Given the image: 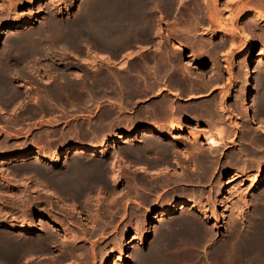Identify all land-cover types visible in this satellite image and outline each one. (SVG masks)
<instances>
[{
    "label": "rangeland",
    "instance_id": "374dc122",
    "mask_svg": "<svg viewBox=\"0 0 264 264\" xmlns=\"http://www.w3.org/2000/svg\"><path fill=\"white\" fill-rule=\"evenodd\" d=\"M206 1H207V3L205 5H207V6L209 5L208 6L209 11H211V13H213L214 16H216V17L219 16L217 18H220L223 21V24H224V26L220 29V32H217V36H215L216 38H214L215 40H209L207 38L208 37L207 35H201L200 34V35H196L195 36V40L197 39L198 42L195 41L196 43L194 42V44H192V42L189 43L188 38L186 40L184 39L185 42H184V40L181 41L182 39L180 40L177 37L178 32L175 33L177 31L175 29V26L179 27V25L174 24L175 26H172V24L174 22L171 23V20H174V18H171L173 16V14H174V11H173L174 9H173L171 11V15H169V16L165 15V17L162 16L161 18L158 17V23H159L160 26L158 27L157 30H152L151 31V33H153L152 35H153L154 38L152 36H150L148 38V39H150L152 37L153 40L151 38L150 41L148 40L149 42L147 41L148 43L142 42L141 44L139 43V41H136V42L133 41V43H131L132 45L130 44V46L122 47L123 48L122 50H124L123 52H128V53H126V55H124L125 53L122 54L123 53L122 51L121 52L118 51L119 52V56H117V55H113L112 56L110 51H108L106 49H105V52L107 51L106 53L108 55L105 54L104 47H102V46L100 47V45L97 42L96 43L99 46H97V44H95V41H94L95 40L94 39L95 34L90 32V28H87V27L83 26L84 27V31H82L81 34L80 33H78V34L74 33V35L79 37V38H77V40H75L76 41L75 42V45H76L75 48L74 47L70 48L68 45H66L65 42H62V40L61 41L58 40L59 44H57L58 41L54 40L55 41V45H56L55 46L54 43H53L54 41L50 40L51 36L48 35L46 37H49L48 40H50L51 42L47 41V40L46 41L49 42L50 44L52 43L51 45L53 46V48L57 47L56 49L58 50V52H54L53 53V50H52V54H49V53H51V50L48 52V49H47V50H45L46 52L43 51V53H40V56H39V53H38V55L36 53V56H35V54L32 55L34 57L28 56L27 58L29 60H27L26 57H24L21 60V63L18 62L19 65H17L18 63H16V62L13 64V66H16V69L14 67L13 70L11 71V74L13 72V77H14L15 76L14 73L17 72L16 75L19 77V78H17V76H15L13 78V80H14L12 82V85L14 87L13 91L16 92V93L18 92L19 95H17L18 93L17 94L15 93V97H13L11 99L13 101L9 100L7 102L6 101L2 102L0 100V102H1L0 106H1V108H4V109H2V111H4V112L3 113L0 112V132H1L0 133V217H2V218H0L2 220V222H0V233H1V235L2 234L3 235H7L8 234V236L9 235H11L13 237L15 236V238H17V237L19 238V236H20L19 239H21V237H22L21 240H24L25 242H28L27 243L28 244L27 247L25 246L27 244H23L24 249L25 248L26 249L25 250L23 249L22 253H20L19 256L17 257L18 260H16L13 264H102V262H101L102 261V257H103V255H105V253H110V255L112 257V264H115L114 263V260H115L114 257L118 254V251H119V248H120V243L122 241V238L124 237L123 234L125 233V230L127 232V235L125 236L124 244L127 247L136 245V244H134L132 242L133 237H137V236L141 235L142 232H143V230H141V228H143L142 227L143 225H141L139 223H141V221H142V224H143L145 220H149V223L145 227H149V229L150 228L154 229V228H152V227H154V225H160L161 223L160 222L156 223L154 221L153 222L150 221V217H153V214L157 215V211L158 212L161 211L165 207L164 204L165 205L167 204V201L171 202V201H176V200L179 199V195H180L179 193H181V186L180 185H178L179 187L175 186V184L173 183L174 182L173 180H175V182L178 181V176L181 175V170H183V169H180L181 167L180 168H176L177 166L173 164L172 167H174V168L170 167V169H169V174L172 175V177L170 175L171 178H169L168 175H166L164 170H160L159 169L160 165H157V167H155V168L149 167L148 170H149V172L151 174L148 173V172L146 173L141 167L142 164L140 162H142V161L140 159H139L140 160L139 161L136 157H134L135 156L134 152L137 150V147L140 145V142H138V141H140L142 138H144L142 136H136V138H135L136 140L134 142H132V143L130 142L129 144H118L116 146L117 148L114 147L107 155H105V156H103L101 158L91 157V156H88V155H82L84 157H81V155H79L77 153L68 154L66 156L67 158H65L63 160L62 166L61 165L60 166H50L49 164H46L44 162L41 163V162H38V161L36 162L34 160L28 159V160H26V162L24 161L25 163L20 162V164H22V165L23 164L24 165H30L31 167L32 166H36V168L32 167L34 169H26V170H28V171H26V170H24L22 168H18V165H19L18 163L17 164H12V165L9 164L8 165V164L3 162L2 159H3V156L5 154L18 153L22 149H34L38 145L39 146L41 145V148L43 149V151L45 150V152H46L48 157H53V155L55 154V151L59 147L64 146V145H68V144H70V143H72L74 141H79V139H80V141H84V142L99 143L98 140H97L98 138L96 139V136H94L95 133H97L96 132L97 131V128H96L97 126H98V129L102 126V133L103 134L102 133L101 134L104 135V136L106 135L104 133H106V130L108 129L107 130V135L105 137L102 136L103 138H106V137H109L111 135H114V133L115 134L124 133V132H126V130H128L130 127H132L134 124L136 126H143L144 122L143 121H136L135 118H139V117L141 118L139 109L140 108L142 109L148 103L146 102L145 104H143V103L142 104H138L136 101L139 102L141 100H144L145 97H147V95H148V97L149 96L152 97V96L155 95L153 98L150 99V101H152L154 98H155V100H160L162 95H164L163 91H161L160 94L157 95L156 93H157L158 89H154L153 92L156 90L155 91L156 93L154 92V95L151 92L149 94L146 93L147 95H145V94L140 92V93H137V95H136V93H135V95L133 94L134 95L133 96L132 93L130 95V92H125V90L123 88H122V90H119L118 89V88H120L119 86L113 87L112 89L111 88L109 89V87L104 88L105 86H103V88L101 86H96L95 82H96L97 78L101 79V77H103L105 74H108L109 72H112L116 76H118V74H119V77L123 76V75H125V76L127 75L128 76V74H130L131 76L133 75L132 78L134 77L133 78L134 80L135 79L136 80H142L141 77L139 76L137 70L138 71L141 70L140 68H141V66L143 64L142 63L143 59L145 57H147V59H148V57H150V56H152L153 59H155V57L157 58L158 57L157 55L160 54L158 52L160 50H163L165 47H166L165 50H169V49L173 50V48H174V51H173L174 54L179 55L177 52L181 53V55L178 56V57H180L181 60L177 57L178 59L176 60V58H175V63L178 66H180V67L183 66V65L185 67L187 65L186 67H187V69L189 71L194 66L193 67L194 69L193 68L191 69L192 70L191 71V75H193V77L196 75V77L200 78V80H199L198 78L196 79L194 77L193 78L194 80H193L192 76H191V77L188 78L189 79V83H188V81L185 82L186 85L188 84L186 86L187 89H185V87H183V91H184V89L186 91H184L185 92L184 94L182 93L184 95V97L183 96L182 97L184 99L187 98V100H186L187 103H185V105L189 104V103H192V102L194 103V102H199V101H203V100H208V99L214 98L215 99V100H213L214 103L221 102L222 106L226 107L228 110L230 109V111H228L229 113L228 112L226 114L224 113L222 118H223L225 124H228L229 126H231L233 128L236 127L235 128L236 130H234L236 132L233 131V133L235 135L238 136L239 134L251 133V134H247V135H249V136L252 135V136H255V137L257 135L258 136L260 135L261 137L263 136L259 132L254 130V127L248 123L247 119L244 117L243 112H242V105H243L242 103H244V100L242 98L243 90H242V85H241L242 84V79L241 78H242V75H243V72H242L243 65L242 64L245 61H244V56L236 57V54L239 51L240 47L243 45L244 41H247V43L250 44V46L253 48V52L257 51L261 47V45L264 44V24H257V23L255 24V22H253V21H248V22L244 21L241 24V23L238 22V18L235 17V16H237L236 15L237 8L240 9L239 7H241V8L248 7V6L251 5V3H252V6H254V5H256L258 3L256 1H259L260 4L264 5V1H262V0L261 1L260 0H242V3H241L240 0H237V1L236 0H226V3L224 4V6H222L223 8H221V6L218 5V0H216V1L213 0V2H215L214 4H212V3L210 4L209 0H206ZM197 2H199V0H197ZM253 2H256V4L253 5ZM11 3H12V5H11ZM82 3H83V0H38L36 2V5L30 8L29 7V0H0V8H1L0 9V16H1L0 20L2 19L0 21L1 22L0 23V30H2L4 28V26L7 23H10L11 21L12 22L13 21L16 22V21H20L21 19L28 18V17L32 18V19H35V22H34L35 24L32 26V28L33 27L34 28L32 29L30 27V29H29V31H31V29H32V32L37 31L39 27L40 28H42V27L45 28L46 25L48 26L49 23H55V21H58L56 23H65V24H67V23L69 24L70 23V24H73L76 21L75 20L76 17L80 13V11H79L80 8L79 7L81 6ZM69 4H70V6H69ZM228 4L230 6H228ZM236 4H240V6L235 8ZM247 4H248V6H247ZM68 6L70 8H67ZM182 6H180V7H182ZM207 6H206V9H207ZM226 6L229 9H231V10L226 12V10H225ZM197 7L199 8V9L196 8L197 9L196 10L197 13L202 12V10L204 9V8H202V6L200 7V5L198 3H197ZM201 8H202V10H200ZM65 9H67L68 11L67 10L65 11ZM105 9H102V11H99L100 17H99V13L96 16L99 17V18L108 19L109 18L108 17V12L109 11L107 12V9L106 10ZM181 10L184 11L185 9L181 8ZM105 11L107 12V14H104V13H106ZM207 12H208V9H207ZM250 12L247 11V13H250ZM216 13H218V14H216ZM3 15H5V16H3ZM105 16H106V18H104ZM225 16H227V17H225ZM16 17H18V18H16ZM229 17L231 18L230 21H229ZM233 19L234 20L236 19V21H234ZM3 20H4V22H3ZM166 20H168V23H167ZM162 21H164V23ZM211 21H212V19H211ZM229 22H231V23H229ZM210 24L212 25L210 27L211 31L210 32L208 31L207 33L209 35H212L213 31H216L214 29L216 28L218 30L219 27L216 24V22H214V21H213V23L211 22ZM170 25L172 26V28L174 27L172 29V31L174 30L173 31L174 33L171 31ZM196 25L197 26H196V29H195V33L196 32L197 33L201 32V30H200L201 28L198 27L199 24H196ZM202 26H208V25L202 24ZM85 28H87V30ZM88 29H89V31H88ZM246 29H250L249 33L254 34V36L250 35L249 33H246V31L248 32V30H246ZM158 30H159V32L160 31H162V32H160L158 34V32H157ZM227 30H230V31L234 30V32L237 31V33H235L236 37L235 36L232 37L233 48H232V46H230L229 41L226 42V40L224 41V40L219 38V37H221L223 35L224 31H227ZM251 30H252V32H251ZM17 31H14V32H12L10 34L9 33H7V34L6 33L5 34L1 33L0 34V47H1V49L5 48V46L3 47V45H6L5 44L6 43L5 40L7 39L6 36H8V38H9V36H11L12 34L14 35L16 33H21V32L24 33L25 32V30H21V31L17 30ZM167 33L172 34L174 37L172 35H170V34H167ZM241 33H243V35H241ZM61 34H63V33H61ZM88 34H89V36H88ZM90 34H92V35H90ZM93 34H94V36H93ZM157 34L160 35L159 38H157L158 37ZM43 35L41 37H43V39H44ZM65 35H72V34H70V33L66 34L65 33ZM168 35H170L171 37H169ZM248 35H250L251 37L248 36ZM175 36H176V38H175ZM90 38L92 40H90ZM161 38L163 40H161ZM172 38H173V40H172ZM174 38L177 39V40H175ZM45 39H47V38H45ZM45 39L43 41H45ZM166 39H167L168 42L166 41ZM248 39H249V41H248ZM39 41H40V43H42V45L47 43L46 41L44 43L41 40H39ZM155 41H157V42H155ZM162 41H164V42H162ZM176 41H179L180 43H176ZM150 42H151V45H149V47H148L147 45ZM166 42L168 43L169 47H171V48L167 49L168 45H167ZM171 42H172L173 46L171 45ZM60 43H62V44H60ZM157 43H159L158 45H160V47H158ZM197 43H198L199 46L195 45ZM202 43H203V45H201ZM227 43L229 44V46H228ZM137 44L141 45L142 47L140 46V48H139V46ZM144 44H146L145 47H147V48H145V47L143 48ZM179 44H181V45H179ZM182 44H185V45H182ZM189 44H191V45L189 46ZM135 45H136V47H135ZM162 45H163V47H162ZM194 45L197 48L199 47V49L196 48L197 51H196ZM58 46H60L59 49H58ZM63 46L64 47L66 46L69 49H65L66 47L64 48ZM132 46H134V47H132ZM152 46L155 47L154 48L155 50L156 49L157 50L160 49V50H158V51L156 50L157 52L150 53L151 50L153 49ZM177 46H178V48H177ZM200 46H202V47H200ZM96 47H98V49H96ZM129 47H131L133 50L131 48H129ZM227 47H229L230 49H228ZM101 48H103V49H101ZM128 48H129L130 52L128 51ZM200 48H201V50H200ZM203 48H204V52H206L205 54L203 52ZM209 48H211V49H209ZM194 49H195L196 52L192 51ZM213 49L215 51H213ZM225 49H226V51H225ZM227 49L229 51H227ZM101 50H103V51H101ZM148 50H150V52ZM176 50H178V51H176ZM133 51H135V53ZM202 52H203L204 55L202 54ZM208 52H210L211 55H209ZM221 52H223V56L221 58H223L224 60L221 61V62H218L217 61V57H218V54L221 53ZM149 53H150V55L147 56V54H149ZM156 53H158V54H156ZM193 53H196V55L199 58L196 57V55L193 54ZM43 54L46 55V56L44 55L46 58L43 56ZM56 54L58 55V57H57ZM109 54H111V55H109ZM116 54H118V53H116ZM54 55L58 59H56ZM200 55H201V57H200ZM37 56H39L38 57L39 59H37ZM42 56H43V58H41ZM257 56H258V54H255L252 57V60L255 61L256 59H258ZM60 57L63 58V59L60 60ZM101 57H104L105 60L103 61L104 58H101ZM106 57L108 58L107 60L111 61V66L113 64L112 67L110 66V61L108 62L106 60ZM113 57H115V58H113ZM125 57H127V58H125ZM133 57H135V58H133ZM24 59H26L28 62L25 61V63H24L23 62ZM54 59H56V60H54ZM242 59H243V61H242ZM58 60H60V61H58ZM208 60H210V62L213 65V67L211 68V71L208 70L209 64H210V63L207 62ZM35 61H37V63L38 62L39 63L37 64ZM43 62H46L47 66H46L45 63L43 64ZM47 62L50 63V64H48ZM136 62H139L140 64L139 63H137V64H139L141 66L136 65ZM27 63L30 65V67H29V65ZM106 63L107 64L109 63L108 64L109 67H108V65H106ZM35 65H38V66H35ZM50 65L53 66L55 69L57 68L56 69L57 71L54 68L52 69V67ZM123 65L125 66L124 68H123ZM126 65H128V66L132 65V66L129 68L128 66L126 67ZM224 65H225V67H224ZM250 65H252V61H251ZM17 67L19 69H17ZM22 67H23V69H22ZM31 67H33L34 69H31ZM35 67H38V68H35ZM41 67H43V69ZM119 68L121 70H123V71H121ZM126 68H127V73L125 74ZM29 69L32 70V71L33 70H35V71L32 72ZM45 69L46 70L48 69V70L45 72ZM59 69H60V71H59ZM18 70H20V71H18ZM24 70H25V72H24ZM27 70L30 71V72H28ZM49 70L51 71V73H50ZM62 70H63V72H62ZM133 70H135V71H133ZM181 70L184 71V69H182V67H181ZM54 71H56V72H54ZM135 72H137V73H135ZM56 73H58V74H56ZM61 73H63L62 75L64 77H66L67 83H64V82H66L65 78H63V80L65 79V81L62 80L63 76L61 75ZM65 73H66V75H64ZM100 73H101V75L99 76ZM131 73H133V74H131ZM197 74H200L203 77L200 76V75L197 76ZM255 74L254 75L257 78L258 73L255 72ZM48 75H50V76H48ZM130 75H129V77H131ZM57 76H59L60 79H58L59 77L57 78ZM37 78L40 79V80H38ZM52 79H54V80H52ZM201 79H202V81H201ZM25 80H26V82H25ZM236 80H237V82H236ZM255 80H256V82H254V83H257V85L254 84V87L256 85V88H257V89H255V94H256V96H258L259 95V93H258L259 91L258 90H259L260 84H258L259 82H258L257 79H255ZM52 81L56 82V83H53ZM58 81L60 82L61 85L59 84ZM190 81H191V84H190ZM23 82L28 84L29 88L31 86V88L27 92H26V89H24L22 87H20V88L17 87L18 85H20V83H23ZM57 82H58V88L60 86H62V83H64V85H66V87L62 86V88H64V89H62L61 87H60L61 89L60 88L58 89L56 87V89H55V86H57ZM142 82H143V80L139 81L137 83H139L138 85L141 86ZM50 84H53V85L50 86ZM133 86H134L133 89H136L135 87L137 86V84L135 83V85L133 84ZM238 86H239V88H238ZM46 87H48V88H46ZM142 87L143 86H141V89H142ZM15 88H16V91H15ZM45 88H46V91H47L46 93L44 91ZM137 88L139 89V91L141 90L140 87L137 86ZM194 88H197V89H195V93L193 92ZM236 88H237V90H236ZM240 88H241V90H240ZM49 89H51V93H50ZM52 89H53V92H52ZM189 89L190 90L192 89L191 90L192 92ZM54 90H55V92H54ZM56 90L58 92H60V93L56 92ZM118 90L121 91V92H123V90H124V92L123 93H119ZM232 90H233V92H232ZM143 92H145V91H143ZM54 93H58L57 94L58 97H57V95H54ZM200 93H202V94L204 93L205 97L204 96H200V97H197L195 99L194 98H190L191 100L188 99L189 96L199 95ZM142 94L144 95V98L142 97L143 96ZM51 96H52V98H51ZM55 96H56V98H55ZM106 97L107 98L109 97V98L105 100ZM123 97H125V101H124V99H122ZM130 97H132V98L130 100H128ZM217 97H220V99H219L220 101H218ZM50 98H51V100H50ZM55 100L57 102L59 101L60 103L59 102L57 103ZM96 101H98V102H96ZM110 101H113V103H110ZM121 101H123L128 107L124 106L125 104H116L117 102H121ZM126 101L129 102L130 104L128 103L129 104L128 105L126 103ZM230 102H233V105H230L229 104ZM105 103L108 104V105H106ZM136 103H137V105H136ZM112 104H114L113 108H111ZM121 105H122L123 108H125L127 110L125 111L124 109H122ZM107 106H110V107H108L110 109V111H111V109L112 110L115 109L116 111L115 110H113L115 112L111 111L112 114L110 115L109 110L106 108ZM40 107H42V109ZM118 107H119V109L121 108V111L124 112V113H122L121 111H118L119 110ZM231 108H232V110H231ZM128 109H129V112H127ZM106 111H108V113ZM117 112H119V113H117ZM136 113H138V114H136ZM101 114L102 115L104 114V115L102 116ZM255 114H256V116H258L259 121H261L262 125H263L264 124V116L259 114L258 112H255ZM122 115H124V116H122ZM134 115L135 116L137 115V116L134 117ZM98 116H99V118H98ZM110 116H113L112 119H110L111 118ZM226 116H228V117H226ZM24 117H29V119H25V121H31V122H34V124L30 125L26 131H23L24 128L22 130H15V127L20 126L21 120H23ZM49 117H50V119H49ZM124 117H125V120H127V121L124 120ZM126 118H129V120L133 118V120L129 121ZM46 119H48V120H46ZM106 119H107V123L109 124V125H107V123H106L107 126L104 123V122H106ZM108 119H109L110 122H112V124H110V122H108ZM113 119H117V120L112 121ZM157 119L160 120L161 117H160V119H159V117ZM134 120L136 121L137 124L134 123ZM98 121H100L99 125L97 124ZM114 123H115V125H114ZM239 123H242L243 125L239 124ZM10 124H12V125H10ZM127 125H128V127H127ZM233 125H235V126H233ZM241 125H242V127H241ZM112 127H114V128H112ZM199 127H200V129H202L203 126H199ZM205 128L206 129L202 130V131H204V132L207 131L206 133H204V132L202 133V131H199V132L198 131H194L195 133L193 131L192 132L194 134H197V135H200V134L206 135L208 133L209 134H213V136L217 140H219L218 139L219 136L217 137V135H218L217 132L218 131H215V128H213V129L211 127L210 128L209 127H205ZM209 129H211V130H209ZM109 131H110V133H109ZM10 132L15 134V137L11 136ZM196 132H198L200 134H198ZM111 133H113V134H111ZM5 135H7V136H5ZM83 135H84V138H83ZM85 136H87V137H85ZM81 137H82V139H81ZM93 137H95L94 139H96L97 141H95L93 139ZM261 137H258V139L259 138L262 139L264 136L262 138ZM36 138L38 140L37 143H36V140H35ZM74 138L77 139V140H75ZM179 138L180 139H176L177 141L171 142V144H173V147H172V151L173 152H174L175 148H176V150L178 149L177 151H183L184 147L186 149L190 148V145H188V144H187V146H182L183 148L181 147V144H183L184 141H185L184 144L186 145V142H190L193 139L192 137H190V134L188 132L180 133L179 134ZM6 139H8L7 142H6ZM92 139H93L94 142L92 141ZM152 140H156V138H153ZM202 141L204 142L205 140L203 139ZM261 141H263V142H261ZM261 141L259 142V147H264V138ZM26 143H28V144H26ZM22 144H23V147H22ZM7 145L9 147H7ZM24 145H26V146H24ZM133 145H134L135 149H133ZM7 148H8V150H7ZM131 148L133 149V151H132ZM205 148H207V146L206 145H202V150H204L205 153H206L207 151L205 150ZM1 149H2V151H1ZM228 150H231V149H227L224 152L226 153V152H228ZM130 151H131V153H130ZM220 152H222V155H223V158H224L225 153L223 152V150L220 151ZM261 153L262 154H259V159L261 161L259 159L258 160L260 162H262V167L264 168V151H262ZM156 155H158V154H156ZM74 157L75 158H77V157L81 158V161L83 160L82 161L83 163H85V164L87 163L86 164L87 166H88V164L90 166L93 163H94V165L96 163L99 164V165H102L103 168L106 171L105 173L108 172L107 174H105L106 178H105V180L103 182H99V183L98 182H91L93 180H91L90 177L87 178V176H88L87 172L89 171V175H90L91 171L89 170L88 167L84 168L85 170L83 171V173L86 172V174L84 173L82 175H84V176L86 175V177H83V179L84 180H87V179L90 180V183L87 180L86 182L84 181L85 183L83 182L82 186H81L82 189L80 191H81V193H83L84 192L83 190H85V192H84L85 196H83V194H81V195L79 194V196H78V195L63 193V191L60 188H58L56 185H53V184L49 185L50 181H49V179H47V177H45V175H47L48 173H51V171H52V173H56L57 172L58 174L59 173L61 174V172H62V174L66 173L67 169L69 167V164H70V162H72ZM29 161H30L31 164L29 163ZM137 161H138V163H136ZM112 164H113V168H111ZM181 164L185 165L187 163L181 161ZM94 165H93V167H94ZM140 168H141V170H140ZM87 169H88V171H86ZM115 169H118V170H115ZM255 169H257V168L247 167V168L244 169V171L243 170H239V169H237V170L236 169H234V170H228L227 169L226 172L223 175L221 174V171L216 170V173L213 176L215 177V179H218L219 176H220L219 180L221 181V184H222V185L220 184V186L225 189V192H223L222 196L221 195L219 196L216 191H212V190L209 191V189H207V188H210L209 186L206 187L205 194L209 193L208 197L206 195V198H200L201 202L205 203V204H203V207L207 211L206 215L202 216V215H199L197 212H193V211H184V212L183 211H177L171 216V219L169 218L168 222H166L165 224H168V225L171 224L172 222H174L178 218V216L180 217L182 215H189L191 217H195L198 220V222H199V224L201 226V230L203 231L202 234H204V235L201 238H198V236H196V235L194 236L193 235L194 237H192L190 245L193 246L192 247L193 252L196 251L194 253H196L199 256V258L201 257L200 259H203L204 253L208 252L211 249V247H213V245H215V246L217 245L216 247H219L220 245L225 244V242H227V244H228L227 246H233L235 244L237 245L238 243L241 242L242 237L244 239V236L249 234L250 231H251L252 220L254 218V217L251 216V212H255L254 211L255 210L254 207L257 204V202H255V200L252 198L251 195L253 193L254 194L257 193L259 190L261 191L263 189V187H264L263 186V184H264V175L262 176L263 178L261 177L262 181H261L260 184L256 183V185H255V178L252 180V176H254L255 174L257 175V173H258V171H256ZM35 170H38V171H36V174H35ZM47 170H49V172ZM185 170H184V172L188 171L187 169H185ZM32 171H34V172H32ZM40 171L43 172L42 175H41ZM117 171H118V174H120L125 181L123 180L122 182H115L116 180H115L114 173H116ZM141 171H144V172H141ZM153 171H155L156 174H153ZM170 171H172V172H170ZM37 172H40V175H38L39 173L37 174ZM173 172H175V173L173 174ZM235 172H239L242 175L243 179L246 180L245 184L237 186L236 182H231V184H229V185H224V182H227L228 178L231 177L233 175V173H235ZM157 174H159V175H157ZM140 175L143 176V178H141V180L139 179L141 177ZM156 175L158 177H156ZM162 175L163 176L165 175V176L163 177ZM113 176H114V178L110 179ZM134 176H137V178L134 177ZM44 177H45V179H44ZM131 177L134 180H131L132 179ZM148 177H150V180H153V179L154 180L153 181H149ZM159 177H160V180H163V178H164V180L160 181ZM165 177H167V178H165ZM173 177L175 179H173ZM155 178H157V180ZM46 179H47V181H46ZM129 179L131 181H134V182H131ZM142 180H144V181L142 182ZM154 181H155V183H152ZM159 181L161 183H158ZM164 181H165V184L163 183ZM37 182L40 183V185ZM47 182H48V185H47ZM124 182L126 183V185H125ZM128 182H129V184H128ZM145 182H147L148 185L149 184L150 185L153 184V186L156 185V182H157V184H159L160 186L158 185L159 188L156 186V189L154 188L153 189L154 191L152 190L153 192L152 191L149 192L147 190L145 191L144 189L142 191V189H140L141 188L140 185L141 186L144 185ZM249 182H251V183H249ZM93 183H95V184H93ZM133 183L137 184V186H139V187L134 186ZM130 184H132V185H130ZM172 184H173L172 187L174 189L171 187ZM93 185H95V186L93 187ZM254 185H255V187L256 186L257 187L256 188L253 187ZM48 186L50 188H52V186H53L54 190L50 189ZM128 186L131 188V190L133 192L132 194H130L131 190H130V188ZM83 188H85V189H83ZM88 188H89V190H87ZM111 188L113 189V191H112ZM45 189H46L47 193H46ZM57 189H58V191H57ZM91 189H92V192H91ZM86 190H87V193H86ZM50 191H52V192L57 191L56 193H58L57 195L59 197L64 196V197H61V198H63V199L65 198L66 203H69L68 206H64L61 203L62 201H60L61 199H59L56 196H53V199H52V195L49 194ZM123 191H125V192H123ZM233 191H234V193H233ZM113 192L114 193L117 192V194H114ZM147 192H149V193H147ZM227 192H229V193H227ZM173 193H174V196H172ZM176 193H178V194H176ZM211 193L212 194L214 193L213 196L211 195ZM230 194H231V196H230ZM243 194L244 195L246 194L245 195L246 197L243 196ZM122 195H124V196H122ZM131 195H133V196H131ZM241 195L243 197H241ZM135 196H137V197H135ZM142 196H144V197H142ZM236 196H238V198ZM78 197L80 199H78ZM240 197H241V199H239ZM71 198H72V200H71ZM86 198H88V199H86ZM120 198H122V199H120ZM209 198L212 199V200H210ZM141 200H142V202H141ZM148 200H149V202L151 200L152 201L150 203L146 202ZM69 201H71L73 204L71 202H69ZM208 201H210V202H208ZM74 202L78 203V204H75V207H74ZM84 202L86 204H84ZM135 202L139 203V204H136ZM59 203L61 205H59ZM89 203H90V205H89ZM235 203H237V204H235ZM251 203L252 204L255 203V204L251 205ZM233 204L235 206H233ZM72 205L74 207V211L75 212H72L73 211V209L71 207ZM86 206H87V208H86ZM238 206H239V208H238ZM68 207H70V208H68ZM88 207H90V208H88ZM134 207H136V208H134ZM86 209L88 210V212L86 211ZM137 210L139 212H137ZM142 212L144 214H141ZM91 215L93 217H91ZM140 215H141V218H140ZM41 216L48 217L51 220L53 219V221H57L56 222V223H58L57 227L60 228V229H64V228L66 229L67 228L66 229L67 231L70 230L69 231L70 232L69 235L71 237L75 236V238H76V235L78 234L76 241H75V238L72 237L74 239V242H73L72 238L69 235H66V236H63V239H64V241H63L64 245H63L62 244V240L63 239L61 238L62 236L61 237L60 236H56V237H58L56 239V237L53 234H51V231H48L50 229H47L48 226L45 223L39 224L40 226L37 225V227L39 226V229L35 233H32L30 236H24V235L20 234L19 230H13L11 232V231L5 229L6 224L9 223V221H11L14 218L17 221H20L22 223H26L27 221L28 222L30 221L29 219H34V218L37 219L38 217H41ZM176 216H177V218H176ZM60 218H62L63 220L60 219ZM110 218H112V219L114 218V221L113 222H109V223L101 222V219L109 220ZM64 219H66V220H64ZM59 220L64 221V222H61V221L58 222ZM91 221H93L94 223L91 222ZM70 222L73 223V224H71ZM136 222H138V223H136ZM108 225H111L112 227H108ZM139 226L141 228H139ZM78 227L82 231H83V229L85 227V229H87L86 231H88V234L85 231V229H84V231L86 232V235H85L84 231L83 232L81 231V234H80L79 233L80 230L77 231ZM97 227H99V228H97ZM134 227H137V228L132 230V228H134ZM74 229H75V231H74ZM72 230L74 231L75 235H74ZM136 230H139L140 232L139 231L136 232ZM93 231L96 232V233H94ZM206 231H208V232H206ZM45 232H47V233L50 232V233L47 234ZM210 232H212L213 235ZM90 234H91V236H90ZM100 234H102V235H100ZM79 235L85 236V237H81ZM87 235H89L90 237L88 236V238H86ZM207 235H209V238H208ZM43 238L46 240L44 242V244H46V246H48V247L43 246V248L46 247L44 250L42 249V247L40 248V246H42L44 244H41V245L38 244L37 245V243H36L38 240L43 239ZM66 238H67V240H66ZM78 238H80V239H78ZM84 238H85V241H84ZM52 239L53 240L55 239V240L52 241ZM120 239H121V241H119ZM178 241L176 240L177 243L175 244V247H173L172 248L173 250L171 249L170 251H172L174 253L178 252V255H181L182 250L180 251V249H182V247H183V245H185V243H183V245H182V242H179V245H178ZM75 242H77V243H75ZM155 242H157V235H156V230H155V232L153 230V233L149 237V240L146 242L145 247L142 246L140 249L142 251H146V250L150 249V247L155 245ZM56 243H57V245H55ZM82 244H83L84 247L82 246ZM36 246H38V247H36ZM177 246H178V248H176ZM179 246H181V248ZM30 247H32V249ZM35 247L38 248V250ZM47 248H48V250L50 252H47L48 251ZM174 248H175V251H174ZM27 249H28V251H27ZM36 250H37V252H36ZM45 250H46V252L44 253ZM39 251H41L42 254ZM23 252H25V254ZM27 252H28V254H26ZM32 252H33V254L36 252L37 255L36 254L33 255ZM91 252H92L93 255L91 254ZM71 253H72V255H69ZM80 253H82V254L79 255ZM21 254H24V256L21 257ZM236 258H234V259L236 260ZM225 260H226L225 258H221V259H219V263L220 264H227ZM202 261L204 262L205 260L203 259ZM133 263L135 264V258H131L127 262V264H133ZM183 264H187V263L183 262ZM204 264H206V262H204Z\"/></svg>",
    "mask_w": 264,
    "mask_h": 264
},
{
    "label": "bare ground",
    "instance_id": "6f19581e",
    "mask_svg": "<svg viewBox=\"0 0 264 264\" xmlns=\"http://www.w3.org/2000/svg\"><path fill=\"white\" fill-rule=\"evenodd\" d=\"M38 0H29V7H33L36 5V2ZM186 1H189V0H83V3L81 4V6L79 7V11L80 13L78 14V16L76 17V21L75 23L73 24H65V23H56L58 21H55V23H49V25L44 28H38L37 31H34L32 32V26L35 24V19H32V18H24V19H21L20 21H16V22H10V23H7L4 28L2 30H0V34L3 33V34H7V33H12L14 31H17V30H25V32H21V33H16V34H12L11 36H6L7 39L5 40L6 41V45H3V47L5 46V48L1 49L0 47V100L3 102V101H9L11 100L13 97H15V93L13 90H14V87L12 85V82L14 81L13 78V72L11 74V71L13 70V68L15 67L16 69V66H13V64L16 62H20L21 63V60L26 57L27 60H29L27 57L28 56H32L35 54L36 56V53L38 55L39 53V56H40V53H43V51L47 50L48 49V52L51 50V53L49 54H52V50H57L55 47V41H61L62 42H65L66 45H68L70 48H75V40H77V37L75 34H78L82 31H84V27H87V28H90V32L94 33L95 34V37H94V41H95V44H99L100 47H104V52H105V49L110 51V53L113 55H117L119 56V52H123L124 50H122L123 48L122 47H126V46H130L131 43L136 42V41H139V43L141 44L142 42L144 43H148L150 41V39H148L150 36H152L153 33H151L152 30H157L158 27L160 26L159 23H158V17L161 18L162 16L165 17V15H171V11L174 9L177 8L178 11H181V13H184L186 8L188 7V3L186 4V8L185 7V2ZM197 0H195V3H196ZM216 1V0H215ZM237 1V0H236ZM261 1V0H260ZM264 1V0H262ZM190 2V1H189ZM202 2V1H201ZM211 2V1H210ZM228 2V1H227ZM240 2L242 3V0H240ZM256 2H258L256 4ZM256 2H253V5L252 6V3L250 6H247L248 7H239L240 4H236L235 8L236 7H239L240 9L237 8V13L235 17L238 18V22L242 24V22H248V21H253L255 22V24H264V5L263 4H260L259 1H256ZM50 3V2H49ZM194 3V1H193ZM207 3V1H206ZM205 3V4H206ZM215 3V2H214ZM213 3V4H214ZM244 3V2H243ZM262 3V2H261ZM197 4V3H196ZM198 4H200L198 2ZM12 5V3H11ZM184 7H183V6ZM227 5V4H226ZM70 6V4H69ZM67 7V8H70V7ZM182 6V7H180ZM194 6V4H193ZM192 8L194 9H199L198 7H193ZM197 6V5H196ZM206 6L205 5V9H204V13H205V10L208 9V12L206 14H208L207 16H210L209 19L211 21L212 19V23L213 21L216 22V24L218 25L219 29L217 30L216 28L214 30L216 31H213L212 35H209L207 32L211 31V26H207L206 28H202L200 26V34L201 35H207L208 39L209 40H215L214 38H216L215 36H217V32H220V29L224 26L223 24V21L220 19V18H217L219 16H214L213 13H211V11H209V8L207 6V9H206ZM228 6H230L228 4ZM243 6V5H242ZM246 6V5H245ZM201 7V5H200ZM107 9V12H108V19H103V18H99L100 17V13L99 11H102V9ZM182 9H185L184 11L181 10ZM204 8V7H202ZM202 8L200 10H202ZM1 9V8H0ZM105 9V10H106ZM188 9V8H187ZM192 9V10H193ZM196 9V10H197ZM67 9H65L66 11ZM173 10V11H174ZM176 10V11H177ZM191 8H190V11H192ZM212 10V9H211ZM225 10L226 12L230 11L231 9H229L227 6L225 7ZM236 10V9H235ZM263 10V11H262ZM68 11V10H67ZM174 11V13L176 12ZM183 11V12H182ZM195 11V10H194ZM193 11V13H194ZM250 12V13H247ZM106 12V11H105ZM104 13V14H107ZM186 12H188V10H186ZM197 12V11H196ZM210 12V13H209ZM16 13V12H15ZM33 13V12H32ZM99 13V17H97L96 15ZM103 13V12H102ZM58 14V13H57ZM173 14V13H172ZM177 14H180L177 12ZM196 14V13H195ZM194 14V16H195ZM198 14V13H197ZM200 14V15H199ZM199 17L202 15V13L199 12ZM218 14V13H216ZM9 15V14H8ZM103 15V14H102ZM183 15V14H182ZM182 15H178V17L182 16ZM187 14L183 15V16H186ZM193 15V14H192ZM204 15V14H203ZM222 15V14H221ZM220 15V16H221ZM233 15V14H232ZM5 16V15H3ZM75 16V15H74ZM188 16V15H187ZM197 16V15H196ZM231 16V15H230ZM1 17V16H0ZM7 17V16H6ZM5 17V18H6ZM102 17V16H101ZM163 17V18H164ZM227 17V16H225ZM224 17V18H225ZM232 17V16H231ZM234 17V16H233ZM3 18V17H2ZM14 18V17H13ZM18 18V17H16ZM44 18V17H43ZM106 18V16L104 17ZM173 18V16L171 17ZM177 18V16H176ZM175 16H174V20H171V23H173L175 21ZM186 18V17H184ZM195 19L198 18V17H194ZM204 18V17H203ZM12 19V18H11ZM165 19V18H164ZM167 19V18H166ZM179 19V18H178ZM194 19V20H195ZM230 17H229V21H230ZM2 20V19H1ZM0 20V21H1ZM5 20V19H4ZM3 20V22H4ZM14 20V19H13ZM162 20V19H161ZM160 20V21H161ZM177 20V19H176ZM181 20V19H180ZM193 20V21H194ZM198 20V19H197ZM225 20V19H224ZM234 20V19H233ZM167 23H168V20H166ZM179 22V20H177ZM187 21V20H186ZM228 21V20H227ZM236 21V19L234 20ZM164 23V21H162ZM176 22V21H175ZM185 22V21H184ZM197 22V21H196ZM210 22V23H211ZM1 23V22H0ZM41 23V22H40ZM161 23V22H160ZM170 23V24H171ZM177 23V22H176ZM176 23H173L172 26H175L174 24ZM182 23V22H181ZM187 23V22H185ZM184 23V24H185ZM189 23V21H188ZM192 23V22H191ZM231 23V22H229ZM228 23V24H229ZM162 24V23H161ZM166 24V23H165ZM178 24V23H177ZM183 24V26H184ZM197 24V23H196ZM193 25V29H196V26L197 25ZM204 24V23H203ZM215 24V23H214ZM158 25V26H157ZM179 25V24H178ZM189 25V24H188ZM188 25L186 27H188ZM191 25V24H190ZM209 25V24H208ZM226 25V24H225ZM2 26V25H1ZM37 26V25H36ZM84 26V27H83ZM172 26L170 25L171 27V31L172 29ZM181 26V25H180ZM228 26V25H227ZM256 26V25H255ZM30 27L32 28L31 31H29ZM175 27H178V26H175ZM184 27V29L186 28ZM191 27V26H190ZM217 27V26H216ZM217 27V28H218ZM241 27V26H240ZM87 28H85L87 30ZM189 28V27H188ZM228 28V27H227ZM160 29V28H159ZM169 29V28H168ZM176 29V28H175ZM180 29V28H179ZM192 29V30H193ZM224 29V28H223ZM229 29V28H228ZM178 30V29H177ZM183 30V29H181ZM181 30L179 31H176L175 33L177 32H180ZM190 30V29H189ZM248 30V32L246 31V33H249L250 29H246ZM255 30V29H254ZM89 31V29H88ZM170 31V30H169ZM168 31V32H169ZM174 31V30H173ZM172 31V32H173ZM184 31V30H183ZM182 31V32H183ZM186 31H188L186 29ZM195 31V30H194ZM18 32V31H17ZM89 32V33H90ZM158 34L162 31L159 32V30L157 31ZM185 32V31H184ZM191 31H188V33H190ZM244 32V31H243ZM252 32V30H251ZM47 33V34H46ZM49 33V34H48ZM63 33V34H61ZM65 33L67 34H72V35H65ZM165 33V32H164ZM171 33V32H170ZM170 33H167V34H170ZM174 33V32H173ZM187 33V35H188ZM197 33V32H196ZM235 33L234 30H227V31H224L223 35L221 37H219L220 39L222 40H226L229 41V44L230 46H232L233 48V45H232V37L235 36ZM245 33V34H246ZM44 34V35H43ZM93 34V36H94ZM155 34V33H154ZM157 34V35H158ZM182 34V33H181ZM185 35V33H183ZM193 33H190L189 35H192ZM195 34V33H194ZM211 34V33H210ZM250 35H253L252 33H249ZM44 36V39L45 41H54V47L49 43L47 42L46 44L42 45V43H40L39 40L43 41V37L41 36ZM51 36L50 40L49 37H46V36ZM92 35V34H90ZM98 35V36H97ZM156 35V34H155ZM154 35V36H155ZM172 35V34H170ZM170 35H168L169 37H171ZM183 35V36H184ZM196 35V34H195ZM241 35H243V33H241ZM248 35V36H250ZM87 36V35H86ZM89 36V34H88ZM87 36V37H88ZM160 35H158L157 38H159ZM164 36V35H163ZM166 36V35H165ZM173 36V35H172ZM247 36V37H248ZM162 37V36H161ZM174 37V36H173ZM178 37V36H177ZM185 37V36H184ZM195 37V36H194ZM236 37V36H235ZM251 37V36H250ZM249 37V38H250ZM93 38V37H92ZM154 38V37H153ZM164 38V37H163ZM176 38V36H175ZM174 38V39H175ZM185 38H188L187 36ZM193 38V37H192ZM218 38V39H219ZM43 39V40H42ZM81 39V38H80ZM190 39H191V36H190ZM234 39V38H233ZM90 40H92L90 38ZM149 40V41H148ZM153 40V39H152ZM158 40V39H157ZM161 40H163L161 38ZM160 40V41H161ZM173 40V38H172ZM177 40V39H175ZM181 40V39H180ZM179 40V41H180ZM184 39H182L181 41H183ZM186 40V39H185ZM184 40V42H185ZM203 40V39H202ZM246 40V39H245ZM43 41V43L45 42ZM50 41V42H51ZM59 41L57 44H59ZM148 41V42H147ZM167 41V39H166ZM189 41V39H188ZM198 42L197 39L194 40V42ZM249 41V39H248ZM97 42V43H96ZM152 42V41H151ZM151 42L147 45L149 47V45H151ZM157 42V41H155ZM154 42V43H155ZM164 42V41H162ZM168 42V41H167ZM166 42V43H167ZM192 42V41H191ZM189 42V43H191ZM195 42V43H196ZM214 42V41H213ZM251 42V41H250ZM138 43V42H137ZM153 43V44H154ZM176 43H180V42H176ZM182 43V42H181ZM200 43V42H199ZM62 44V43H60ZM97 44V46H99ZM135 44V43H134ZM152 44V45H153ZM156 44V43H155ZM159 43H157L158 45ZM193 44V43H192ZM228 44V43H227ZM228 44V46H229ZM64 45V44H63ZM132 45V44H131ZM140 48L141 45L137 44ZM146 44H144L143 48L145 47ZM156 45V46H157ZM164 45V44H163ZM162 45V47H163ZM168 45V43H167ZM166 45V46H167ZM171 45H172V42H171ZM181 45V44H179ZM182 45H185V44H182ZM191 44H189L190 46ZM197 46V44H195ZM194 45V46H195ZM203 45V43L201 44ZM2 46V45H1ZM61 46V45H60ZM58 46V49L59 47ZM94 46V45H93ZM165 46V45H164ZM173 46V45H172ZM187 46V45H186ZM188 46V47H189ZM193 46V47H194ZM64 47V46H63ZM62 47V48H63ZM66 47V46H65ZM64 47V48H65ZM99 47V48H100ZM134 47V46H132ZM136 47V45H135ZM142 47V46H141ZM158 47H160V45H158ZM161 47V48H162ZM175 47V46H174ZM202 47V46H200ZM225 47V46H224ZM235 47V46H234ZM61 48V49H62ZM131 48V47H129ZM129 48H128V51H129ZM138 48V49H139ZM147 48V47H145ZM152 48H155L152 46ZM157 48V47H156ZM166 48V47H165ZM165 48L163 50H160L158 53L157 58L155 57V59H153V57H145L143 59V64L142 66L139 65L140 63L139 62H136V65L138 66H141V70H137L139 76L141 77V79L143 80V82L141 83L143 86L142 89H141V86L138 85L139 81H142V80H134L132 78V76L130 74H128V76L126 75H123V76H120L119 77V74L118 76H116L114 73L112 72H109L108 74H105L103 77H101V79H98L96 80L95 82V85L96 86H101L103 88V86H105L104 88L106 87H109V89L113 88V87H117L119 86L120 88H118L119 90H122V88L125 90V92H130V95L132 93V95L136 93H143L145 95L149 94L150 92L153 93L154 95V89H158L157 91V95L160 94L161 91L164 92V95H162L161 99L160 100H155V98L150 101L151 98H153L154 96L152 97H145L144 100H141V101H136L138 104H145L146 102L148 104H146L142 109L140 108L139 112H140V115H141V118H135L136 121H143L144 122V125L143 126H136L135 124L133 125L132 123V127H130L128 130H126V132L124 133H121V134H115L114 135H111L109 137H106V138H103L107 135V130H106V134L105 136L102 135V126L98 129V126L96 127L97 128V133H95L94 136H96V139L98 140L99 143H95L93 141V139L95 137H93L92 141L95 143H89V142H84V141H74L68 145H64V146H61L59 147L56 151H55V154L53 155V157H48L45 150L43 151V149L41 148V145L38 147L36 146L34 149H22L21 151H19L18 153H8V154H5L3 156V162L6 163V164H19L18 165V168H22L24 170L26 169H34L36 168V166H32L34 168H32L30 165H22L20 164V162H23L25 163L26 160L30 159V160H34V161H38V162H44L46 164H49L50 166H62L63 164V160L65 158H67L66 156L68 154H71V153H77L79 155H81V157H84L82 155H88V156H91V157H96V158H101L105 155H107L114 147H116L118 144H129L130 142H134L136 139V136H142L144 138H142L140 141V145L137 147V150L134 152V157H136L138 160L140 159L142 162H140L142 165V169L147 173H150L149 172V167H157V165H160L159 166V169L160 170H164V172L166 173V175H168L169 178L172 177L171 174H169V169L170 167L171 168H174L172 167V165H176L177 167L176 168H180V169H183L181 170V175L178 176V181L175 182V180H173L175 186H178L180 185L181 186V193H179V199L176 200V201H171V202H168L167 201V204L165 205L164 204V208L161 210V211H157V215H154L153 214V217H150V221H154V222H160L161 224L160 225H154V229H149V227H145L148 223H149V220H145L144 223L142 224V221L141 225H143L141 228L139 226V228H141V230H143L142 234L137 236V237H133L132 239V242L136 245H133V246H129L127 247L125 244H124V239H125V236L127 235V232L125 230V233L123 234L124 237L122 238V241L121 239L119 241H121L120 243V248H119V251H118V254L114 257L115 260H114V263L115 264H127V262L131 259V258H135V264H183V262H186L187 264H204V262H206V264H218L219 263V259L221 258H225L226 260V263L227 264H264V187L263 189L260 191L257 192V193H253L251 196L252 198L255 200V202H257L256 206L254 207L255 208V212H251V216L254 217L253 220H252V227H251V231L249 234H247L246 236H244V239L242 237V240L240 243H238L237 245H233V246H227V242H225V244L223 245H220L219 247H216L215 245H213V247H211V249L208 251V252H203L204 253V257L203 259L205 260L204 262L202 261L203 259H200L199 256L194 253L196 251L193 252V249L190 245V242H191V239L192 237H194L195 235L198 236V238H201L203 237L204 234H202V230H201V226L198 222V220L195 218V217H191L189 215H182V216H176V220L174 222H172L171 224H165L166 222H168L169 218L171 219V216L177 212V211H193V212H197L199 215H206V209L203 207V202H201V199L200 198H206V195L208 197V194H205L206 192V187L209 186L210 188H207L209 189V191H216L217 194L220 196L223 195V192H225V189L222 188L220 186L221 184V181L219 180L220 176L218 179H215V177L213 176L215 173H216V170H219L221 171V174L223 175L226 170H234V169H239V170H243L245 168H247V162L244 158H247V157H254V154L256 153L254 151L253 148H251V144H252V147L253 145H256V142L253 141L252 138L256 139L255 136H249L247 134H251V133H244V134H239L238 136L235 135L233 133L234 130H236L235 128L236 127H231L229 126L228 124H225L224 120H223V115L224 113L226 114L228 111H230V109L228 110L226 107L222 106L221 102H218V103H214L212 100L210 102H207V103H203V102H206V101H199V102H192V103H189V104H186L187 103V98L184 99V91H186L185 89H187V85L185 84V82L188 81L189 83V77L192 76V79L195 77L196 79L198 77H196V75L193 77V75H191V69L194 67H192L190 69V71L187 69V65L184 67H182V69H184V71L181 70V67L178 66L176 63H175V58L176 60L180 57H178L179 55H181V53L177 52L179 55L177 54H174V48L173 50L169 49V50H165ZM168 48H171L167 47ZM178 48V46H177ZM190 48V47H189ZM197 47L195 46V49ZM228 49H230L229 47H227ZM65 49H69L68 47H66ZM96 49H98V47H96ZM103 49V48H101ZM121 49V50H120ZM132 49V48H131ZM193 49V48H192ZM192 50L193 52H196L197 49H199V47L196 49V51ZM211 49V48H209ZM227 49V51H229ZM64 50V49H63ZM100 50V49H99ZM126 50V49H125ZM133 50V49H132ZM137 50V49H136ZM135 50V51H136ZM151 50V49H150ZM150 50H148L150 52ZM153 50V49H152ZM152 50L150 53H152ZM157 50V49H156ZM154 51V52H157V51ZM181 50V49H180ZM191 50V49H190ZM201 50V48H200ZM98 51V50H97ZM103 51V50H101ZM119 51V52H118ZM135 51H133L135 53ZM178 51V50H176ZM175 51V52H176ZM199 51V50H198ZM206 51V50H205ZM212 51V50H211ZM213 51H215L213 49ZM226 51V49H225ZM46 52V51H45ZM47 52V53H48ZM78 52V51H77ZM107 52V51H106ZM105 52V54H107ZM130 52V51H129ZM147 52V51H146ZM145 52V53H146ZM153 52V53H154ZM201 52V51H200ZM199 52V53H200ZM203 52H204V48H203ZM202 52V54H203ZM257 52V53H256ZM46 53V54H47ZM118 53V54H116ZM125 53V54H124ZM126 53L128 52H123L122 54L126 55ZM147 54V56L150 55ZM206 52H204L205 54ZM209 55H211L210 52H208ZM213 53V52H212ZM215 53V52H214ZM223 53V52H222ZM225 53V52H224ZM228 53V52H227ZM61 54V53H60ZM109 54V55H111ZM130 54V53H129ZM191 54V53H190ZM196 55V53H193ZM192 54V55H193ZM198 54V53H197ZM201 54V55H202ZM203 54V55H204ZM255 54H258L257 58L255 61L252 60V57L255 55ZM42 55V54H41ZM45 54H43L44 56ZM57 55V54H56ZM108 55V54H107ZM121 55V54H120ZM138 55V54H137ZM176 55V56H175ZM199 55V54H198ZM200 55V57H201ZM37 56V59H39ZM43 56L41 58H43ZM46 56V55H45ZM44 56V57H45ZM49 56V55H48ZM52 56V55H51ZM55 56V55H54ZM101 56V55H100ZM105 56V55H104ZM122 56V55H121ZM130 56V55H129ZM160 56V57H159ZM239 56H244V63L242 64L243 65V75H242V90H243V100H244V103H242V112H243V115L244 117L247 119L248 123L250 125H252L254 127V130L259 132L261 135L264 136V124L262 125V122L259 121L258 119V116H256L255 112H258L259 114L263 115L264 116V44L261 45V47L253 52V48L250 46L249 43H247V41H244L243 45L240 47L239 51L237 52L236 54V57H239ZM34 57V56H32ZM58 57V55H57ZM64 57V56H63ZM89 57V56H88ZM128 57V56H127ZM125 57V58H127ZM178 57V58H177ZM196 57H198L196 55ZM36 58V57H35ZM46 58V57H45ZM50 58V57H49ZM54 58V57H53ZM56 58V56H55ZM101 58H104V57H101ZM115 58V57H113ZM132 58V57H131ZM135 58V57H133ZM152 58V59H151ZM199 58V57H198ZM26 59L23 60V62L25 63V61H27ZM34 59V58H33ZM58 59V58H56ZM54 59V60H56ZM63 59L60 57V60ZM87 59V58H86ZM108 58L106 57V60ZM152 61H151V60ZM47 60V59H46ZM49 60V59H48ZM58 60V61H60ZM85 60V59H84ZM105 60V58L103 59V61ZM133 60V59H132ZM181 60V59H180ZM39 61V60H38ZM50 61V60H49ZM108 62L110 60H107ZM122 61V60H121ZM192 61V60H191ZM243 61V59H242ZM252 61V65H250ZM22 62V63H23ZM28 62V61H27ZM30 62V61H29ZM32 62V61H31ZM37 63V61H35ZM55 62V61H54ZM87 62V61H86ZM124 62V61H123ZM135 62V61H134ZM35 63V64H36ZM39 63V62H38ZM37 63V64H38ZM46 64V62H43V64ZM48 63V62H47ZM53 63V62H52ZM64 63V62H63ZM70 63V62H69ZM93 63V62H92ZM114 63V62H113ZM139 63V64H137ZM178 63V62H177ZM28 64V63H27ZM42 64V63H41ZM50 64V63H48ZM74 64V63H73ZM76 64V63H75ZM86 64V63H85ZM109 64V63H108ZM106 63V65H108ZM135 64V63H134ZM180 64V63H179ZM182 64V63H181ZM19 65V63L17 64ZM29 65V64H28ZM57 65V64H56ZM67 65V64H66ZM81 65V64H80ZM237 65V64H236ZM21 66V65H20ZM35 66H38V65H35ZM40 66V65H39ZM47 66V64H46ZM49 66V65H48ZM51 66V65H50ZM68 66V65H67ZM66 66V67H67ZM110 66H111V61H110ZM113 66V64H112ZM111 66V67H112ZM115 66V65H114ZM128 65H126L127 67ZM132 66V65H131ZM130 65L128 66L129 68L131 67ZM27 67V66H26ZM30 67V65H29ZM52 69L54 68L53 66H51ZM69 67V66H68ZM109 67V65H108ZM125 66L123 65V68ZM236 67V66H235ZM35 68H38V67H35ZM43 69V67H41ZM128 68V69H129ZM135 68V67H134ZM17 69H19L17 67ZM23 69V67H22ZM31 69H34L33 67H31ZM41 69V70H42ZM50 69V68H49ZM55 69V68H54ZM57 69V68H56ZM55 69V70H56ZM120 69V68H119ZM133 69V68H132ZM194 69V68H193ZM21 70V69H20ZM18 70V71H20ZM30 70V69H29ZM48 70V69H47ZM45 69V72L47 71ZM51 70V69H50ZM49 70V71H50ZM121 70V69H120ZM125 70V69H124ZM130 70V69H129ZM128 70V71H129ZM22 71V70H21ZM28 71V70H27ZM32 71V70H30ZM28 71V72H30ZM35 70H33L32 72H34ZM37 71V70H36ZM43 71V70H42ZM57 71V70H56ZM54 71V72H56ZM60 71V69H59ZM58 71V72H59ZM67 71V70H66ZM123 71V70H121ZM135 71V70H133ZM25 72V70H24ZM63 72V70H62ZM97 72V71H96ZM108 72V71H107ZM106 72V73H107ZM125 72V71H124ZM135 72V73H137ZM230 72V71H229ZM256 73H258L257 75V78H256ZM37 73V72H36ZM51 73V71H50ZM117 73V72H116ZM123 73V72H122ZM127 73V68H126V72L125 74ZM134 73V72H133ZM131 73V74H133ZM195 73V72H194ZM30 74V73H29ZM54 74V73H53ZM58 74V73H56ZM63 73H61L62 75ZM255 74V75H254ZM19 75V74H18ZM31 75V74H30ZM46 75V74H45ZM55 75V74H54ZM60 75V76H61ZM66 75V73L64 74ZM69 75V74H68ZM67 75V76H68ZM74 75V74H73ZM81 75V74H80ZM79 75V76H80ZM101 75V73L99 74V76ZM129 75L131 77H129ZM150 77V78H147L146 77ZM200 74H197V76H199ZM36 76V75H35ZM50 76V75H48ZM63 76V75H62ZM61 76V77H62ZM98 76V75H97ZM151 76H153L151 78ZM202 76V75H200ZM33 77V76H32ZM38 77V76H37ZM43 77V76H42ZM59 76H57L58 78ZM96 77V76H95ZM129 77V78H128ZM139 77V78H140ZM203 77V76H202ZM241 77V76H240ZM17 78H19L17 76ZM21 78V77H20ZM39 78V77H38ZM37 78V79H38ZM50 78V77H49ZM63 78L66 79V77H62V80ZM132 78V79H131ZM137 78V77H136ZM235 78V77H234ZM31 79V78H30ZM60 79V77L58 78ZM65 79L63 81H65ZM113 79V80H112ZM187 79V80H186ZM200 80V78H198ZM238 79V78H237ZM258 80V84H260L259 86V95L256 96L255 94V89L256 88V85L257 83H254L256 82V80ZM20 80V79H19ZM40 80V79H38ZM54 80V79H52ZM56 80V79H55ZM186 80V81H185ZM194 80V79H193ZM198 80V81H199ZM24 81V80H23ZM35 81V80H34ZM37 81V80H36ZM62 81V82H63ZM80 81V80H79ZM151 81H155L157 82L156 84H150ZM202 81V79H201ZM17 82V81H16ZM26 82V80H25ZM25 82L23 83H20V85H18L17 87L20 88H24L26 89V92L31 88H29V85L26 84ZM42 82V81H41ZM46 82V81H45ZM53 82V81H52ZM59 82V81H58ZM58 82H57V86H55V89L56 87L58 88ZM61 82V83H62ZM237 82V80H236ZM48 83V82H47ZM53 83H56V82H53ZM64 83H67V79H66V82ZM64 83H62V86L63 87H66V85H64ZM70 83V82H69ZM135 83L137 84L138 87H140V91L139 89L137 88V86L135 87L136 89H133L134 86L133 84L135 85ZM153 83V82H152ZM16 84V83H15ZM60 84V82H59ZM77 84V83H76ZM106 84V85H105ZM190 84H191V81H190ZM254 84L255 87H254ZM17 85V84H16ZM15 85V86H16ZM53 84H50V86H52ZM56 85V84H55ZM61 85V84H60ZM69 85V84H68ZM49 86V85H48ZM62 86H60L62 88ZM71 86V85H70ZM78 86V85H77ZM37 87V86H36ZM54 87V86H53ZM59 87V88H60ZM87 87V86H86ZM183 87H185L184 91H183ZM189 87V86H188ZM258 87V86H257ZM13 88V89H12ZM40 88V87H39ZM48 88V87H46ZM46 88H45V93L47 92L46 91ZM50 88V87H49ZM58 88V89H59ZM60 88V89H61ZM81 88V87H80ZM161 88V89H160ZM190 88V87H189ZM193 88V87H192ZM239 88V86H238ZM37 89V88H36ZM54 89V88H53ZM53 89H52V92H53ZM64 89V88H62ZM138 89V90H137ZM160 89V90H159ZM195 89L197 88H194V93H195ZM233 89V88H232ZM32 90V89H31ZM35 90V89H34ZM75 90V89H74ZM103 90V89H102ZM106 90V89H105ZM118 90V91H119ZM123 90V92H124ZM136 90V91H135ZM190 90V89H189ZM188 90V91H189ZM192 90V89H191ZM190 90V91H191ZM237 90V88H236ZM241 90V88H240ZM15 91H16V88H15ZM50 93H51V89H49ZM96 91V90H95ZM99 91V90H98ZM104 91V90H103ZM145 91V92H143ZM183 91V92H182ZM25 92V91H24ZM55 92V90H54ZM56 92H58L56 90ZM100 92V91H99ZM102 92V91H101ZM121 91H119V93H123ZM192 92V91H191ZM199 92V91H198ZM233 92V90H232ZM238 92V91H237ZM18 93V92H17ZM16 93V94H17ZM60 93V92H58ZM58 93H54V95H57ZM104 93V92H103ZM111 93V92H110ZM147 93V94H146ZM183 93V94H182ZM190 93V92H189ZM209 93V92H208ZM257 93V92H256ZM49 94V93H48ZM47 94V95H48ZM126 94V93H125ZM129 94V93H128ZM142 94V95H143ZM163 94V93H162ZM19 95V93L17 94ZM16 95V96H17ZM45 95V94H44ZM43 95V96H44ZM46 95V96H47ZM53 95V94H52ZM123 95V94H122ZM133 95V96H134ZM205 94L203 93H200L199 95H193V96H189L188 99L190 98H197V97H200V96H204ZM50 96V95H49ZM125 96V95H124ZM183 96V97H182ZM58 97V95H57ZM126 97V96H125ZM125 97H123L122 99H124L125 101ZM144 98V95L142 96ZM205 97V96H204ZM213 97V96H212ZM239 97V96H238ZM47 98V97H46ZM52 98V96H51ZM50 98V100H51ZM56 98V96H55ZM62 98V97H61ZM109 98V97H108ZM107 97L105 98L108 99ZM132 97H130L128 100H130ZM141 98V97H140ZM18 99V98H17ZM103 99V98H102ZM101 99V100H102ZM119 99V98H118ZM19 100V99H18ZM44 100V99H43ZM94 100V99H93ZM92 100V101H93ZM127 100V99H126ZM191 100V99H190ZM209 100V99H208ZM13 101V100H11ZM49 101V100H48ZM53 101V100H52ZM56 101V100H55ZM108 101V100H107ZM120 101V100H119ZM132 101V100H131ZM186 101V102H185ZM220 101V100H219ZM57 102V101H56ZM59 102V101H58ZM57 102V103H58ZM91 102V101H90ZM98 102V101H96ZM178 102V103H177ZM50 103V102H49ZM60 103V102H59ZM107 103V102H106ZM105 103V104H106ZM126 103L128 104L129 102L126 101ZM136 103V105H137ZM1 104V102H0ZM47 104V103H46ZM54 104V103H53ZM116 104H125L123 101L121 102H117ZM130 104V103H129ZM128 104V105H129ZM52 105V104H51ZM108 105V104H106ZM110 105V104H109ZM113 105L112 104V107L113 108ZM117 106V105H116ZM119 106V105H118ZM124 106H127L126 104ZM229 106V105H228ZM48 107V106H47ZM110 106H107L106 108L109 110L110 112V115L112 114V112H115L111 109L108 108ZM122 107V105H121ZM128 107V106H127ZM42 109V107H40ZM44 108V107H43ZM115 108V107H114ZM2 109L4 108H1L0 106V112L3 113L4 111H2ZM46 109V108H45ZM49 109V108H48ZM119 109V107H118ZM125 111L127 109L123 108ZM39 111V110H38ZM105 111V110H104ZM118 111H121V108L118 110ZM108 113V111H106ZM122 112V111H121ZM129 112V109L128 111ZM138 112V111H137ZM64 113V112H63ZM102 113V112H101ZM119 113V112H117ZM116 113V114H117ZM124 113V112H122ZM229 113V112H228ZM106 114V113H105ZM138 114V113H136ZM102 115V114H101ZM104 115V114H103ZM102 115V116H103ZM108 115V114H107ZM124 116V115H122ZM137 116V115H136ZM134 115V117H136ZM139 116V115H138ZM157 116V117H156ZM112 119L113 116H110ZM133 117V116H132ZM156 117V118H155ZM161 117L160 120H158L157 118ZM202 117H206V119L209 120V125L208 126H203L202 129H200V125L199 124H196L195 122H198L200 120H202L203 118ZM228 117V116H226ZM225 117V118H226ZM99 118V116H98ZM106 118V117H105ZM115 118V117H114ZM17 119V118H16ZM104 119V118H103ZM129 120V118H126ZM157 119V120H156ZM228 119V118H227ZM242 119V118H241ZM240 119V120H241ZM12 120V119H11ZM114 120H117V119H113L112 121ZM123 120V119H122ZM121 120V121H122ZM124 120H125V117H124ZM130 120H133L130 119ZM129 120V121H130ZM134 120V123H136V121ZM188 120V121H187ZM195 120V122H194ZM127 121V120H125ZM193 121V122H192ZM99 122L98 121V125H99ZM102 122V121H101ZM108 122L109 119H108ZM118 122V121H117ZM120 122V121H119ZM132 122V121H131ZM142 122V123H143ZM105 125L107 123V119H106V122H104ZM116 123V122H115ZM114 123V125H115ZM122 123V122H121ZM124 123V122H123ZM130 123V122H129ZM96 124V125H97ZM101 124V123H100ZM110 124H112V122H110ZM117 124V123H116ZM125 124V123H124ZM137 124V123H136ZM238 124V123H237ZM239 124H242V123H239ZM12 125V124H10ZM107 125H109L107 123ZM106 125V126H107ZM130 125V124H129ZM148 125V126H147ZM243 125V124H242ZM241 125V127H242ZM117 126V125H116ZM119 126V125H118ZM235 126V125H233ZM238 126V125H237ZM9 127V126H8ZM89 127V126H88ZM115 127V126H114ZM112 127V128H114ZM125 127V126H124ZM128 127V125H127ZM205 127H211L212 129L215 128V131H218L217 132V137L219 140H217L213 134H200L198 133L199 131H202V130H205L206 128ZM11 128V127H10ZM104 128V127H103ZM111 129V128H110ZM127 129V128H126ZM208 129V128H207ZM238 129V128H237ZM93 130V129H92ZM91 130V131H92ZM96 130V129H95ZM104 130V129H103ZM211 130V129H209ZM208 130V131H209ZM242 130V129H241ZM249 130V129H248ZM247 130V131H248ZM10 131V130H9ZM78 131V130H77ZM94 131V130H93ZM105 131V130H104ZM113 131V130H112ZM194 131H198L196 133L200 134V135H197V134H194L193 132ZM253 131V130H252ZM251 131V132H252ZM254 131V132H255ZM89 132V131H88ZM182 132H188L190 134V137H192V141L190 142H186V145L184 144H181V147L182 146H187L190 145V148L186 149L185 147L183 148V151H177L176 148L174 150V152L172 151V147H173V144H171V142L173 141H177L176 139H180L179 138V134L182 133ZM204 131H202L203 133ZM207 132V131H206ZM204 132V133H206ZM236 132V131H234ZM243 132V131H242ZM1 133V132H0ZM83 133V132H82ZM93 133V132H92ZM102 133V134H101ZM110 133V131H109ZM256 133V132H255ZM258 133V134H259ZM6 134V133H5ZM85 134V133H84ZM94 134V133H93ZM113 134V133H111ZM216 134V133H215ZM8 135V134H7ZM5 135V136H7ZM57 135V134H56ZM80 135V134H79ZM4 136V137H5ZM9 136V135H8ZM103 136V137H102ZM240 136V137H239ZM258 136V135H257ZM256 136V137H257ZM3 137V138H4ZM79 137V136H78ZM87 137V136H85ZM206 137V138H205ZM259 137H261L259 135ZM80 138V137H79ZM83 138H84V135H83ZM91 138V137H90ZM153 138H156V140H152ZM258 138V137H257ZM262 138V137H261ZM264 138V137H263ZM39 139V138H38ZM75 139V138H74ZM82 139V137H81ZM96 139H94L95 141H97ZM205 140L204 142L202 140ZM260 139V138H259ZM258 139V141H259ZM8 139H6V142H7ZM36 140V143H37V138L35 139ZM77 140V139H75ZM100 140V141H99ZM188 140V139H187ZM186 140V141H187ZM34 141V140H33ZM32 141V142H33ZM40 141V140H39ZM239 141L243 144V148L241 147H236L237 145V142L239 143ZM5 142V141H4ZM5 142V143H6ZM31 142V143H32ZM137 142V141H136ZM260 142V141H259ZM258 142V143H259ZM263 142V141H261ZM2 143V142H1ZM28 144V143H26ZM34 144V143H33ZM42 144V143H41ZM136 144V143H135ZM9 145V144H8ZM7 145V147H9ZM21 145V144H20ZM177 145V144H176ZM202 145H206L207 148H205V150L207 151L205 153L204 150H202ZM240 145V144H239ZM261 145V144H260ZM26 146V145H24ZM259 147V145H256ZM6 147V146H5ZM22 147H23V144H22ZM136 147V146H135ZM178 147V146H177ZM33 148V147H32ZM117 148V147H116ZM234 148V149H233ZM261 148V147H260ZM6 149V148H5ZM132 149V148H131ZM133 149L134 148V145H133ZM132 149V151H133ZM227 149H231V150H228V152H224L225 150ZM256 149V148H255ZM8 150V148H7ZM225 153L224 155V158H223V155H222V151ZM235 150V151H234ZM258 150V148H257ZM256 150V151H257ZM2 151V149H1ZM234 151V152H233ZM260 151V150H258ZM113 152V151H112ZM129 152V151H128ZM261 152V151H260ZM259 154H262L260 153ZM131 153V151H130ZM129 153V154H130ZM158 154V155H156ZM114 155V154H113ZM153 155V156H152ZM132 156V155H131ZM90 157V158H91ZM133 157V156H132ZM75 158V157H74ZM72 160V162H70L69 164V167L67 169V172L62 174L59 173H48L47 175H45V177H47V179H49L50 181V184H53V185H56L58 188H60L63 193H66V194H73V195H78L79 194H83L84 195V192L85 190H83L81 193V189H82V183L87 180H84L83 177H86V175H82V174H86V172L83 173V171L85 170L84 168L88 167L89 170L91 171L90 175H89V171L88 169L86 171L88 177H90L91 182H103L105 180V169L103 168L102 165H99V164H95L94 163L92 165L88 166L83 163L81 161V158L77 157ZM257 161L255 162H252V165L250 167H254V168H257L255 169L256 171H258L257 175L255 176H252V180L255 178V185L256 183L257 184H260L261 183V177L264 175V168L262 167V162H260L261 160L259 158H256L254 157ZM224 159V160H223ZM260 161H259V160ZM139 160V161H140ZM25 161V162H24ZM70 161V160H69ZM90 161V160H89ZM88 161V162H89ZM181 161L183 162H186L187 164L185 165H182L181 164ZM33 162V161H32ZM99 162V161H98ZM222 162V163H221ZM30 163V161H29ZM43 163V164H44ZM101 163V162H100ZM131 163V162H130ZM138 163V161L136 162ZM249 163V162H248ZM251 163V162H250ZM28 164V163H27ZM31 164V163H30ZM35 164V163H34ZM36 165V164H35ZM94 165V167H93ZM137 165V164H136ZM68 166V165H67ZM105 166V165H104ZM113 168V164L111 165ZM15 167V166H14ZM138 167V166H137ZM249 167V165H248ZM40 168V167H39ZM54 168V167H53ZM21 169V170H22ZM41 169V168H40ZM51 169V168H50ZM157 169V168H156ZM187 169L188 171L187 172H184V170ZM39 170V169H38ZM38 170H35V174H36V171ZM42 170V169H41ZM113 170V169H112ZM111 170V171H112ZM115 170H118V169H115ZM120 170V169H119ZM141 170V168H140ZM139 170V171H140ZM173 170V169H172ZM175 170V169H174ZM28 171V170H26ZM45 171V170H44ZM49 172V170H47ZM144 171H141V172H144ZM151 171V170H150ZM186 171V170H185ZM34 172V171H32ZM41 172V175L43 174L42 171ZM40 172H37L38 175H40ZM138 172V171H137ZM152 172V171H151ZM155 171H153V174H156V172L154 173ZM161 172V171H160ZM172 172V171H170ZM159 173V172H158ZM163 173V172H162ZM175 172H173L174 174ZM177 173V172H176ZM46 174V173H45ZM138 174V173H137ZM136 174V175H137ZM142 174V173H141ZM151 174V173H150ZM160 174V173H159ZM157 174V175H159ZM180 174V173H179ZM34 175V174H33ZM115 175V182H122L124 179L122 178V176L120 174H118V171L116 173H114ZM139 175V174H138ZM146 175V174H145ZM148 175V174H147ZM156 175V177H158ZM171 175V177H170ZM177 175V174H176ZM36 176V175H35ZM112 176V175H111ZM141 176V175H140ZM150 176V175H149ZM163 176V175H162ZM165 176V175H164ZM163 176V177H164ZM44 177V179H45ZM137 178V176H134ZM153 177V176H152ZM151 177V178H152ZM161 177V176H160ZM160 177H159V180H160ZM43 178V177H42ZM114 178L111 177L110 179ZM132 178V177H131ZM141 178H143V176H141L139 179L141 180ZM147 178V177H146ZM145 178V179H146ZM149 178V181H153V180H150V177ZM162 178V177H161ZM167 178V177H165ZM177 178V177H176ZM263 178V177H262ZM46 179V181H47ZM144 179V180H145ZM157 180V178H155ZM173 179H175L173 177ZM27 180V179H26ZM130 180V179H129ZM131 180H134L133 178ZM130 180V181H131ZM142 180V182L144 181ZM164 180V178H163ZM163 180H160V181H163ZM170 180V179H169ZM39 181V180H38ZM89 183H90V180H88ZM114 181V180H113ZM125 181V180H124ZM147 181V180H146ZM158 182V183H161V182ZM245 181L242 177V175L239 173V172H235L233 173V175L231 177L228 178V181L227 182H224V185H229L231 184V182H236V185L237 186H240V185H243L245 184ZM251 181V180H250ZM44 182V181H43ZM84 182V183H85ZM131 182H134V181H131ZM130 182V183H131ZM148 182V181H147ZM147 182H145L144 185H140V189H143L146 191H152L154 188L156 189V186L158 187L159 184H157L156 182V185L153 186L152 185H148ZM253 182V181H252ZM38 183V182H37ZM88 183V182H87ZM125 183V182H124ZM137 183V182H136ZM150 183V182H149ZM152 183H155L152 182ZM165 184V181L163 182ZM223 183V182H222ZM251 183V182H249ZM34 184V183H33ZM40 185V183H38ZM95 184V183H93ZM115 184V183H114ZM113 184V185H114ZM129 184V182H128ZM134 186H137V184L133 183ZM163 184V185H164ZM37 185V184H36ZM47 185H48V182H47ZM84 185V184H83ZM88 185V184H87ZM92 185V184H91ZM102 185V184H101ZM126 185V183H125ZM132 185V184H130ZM129 185V186H130ZM222 185V184H221ZM255 185L253 187H255ZM95 185H93L94 187ZM128 186V187H129ZM160 186V185H159ZM167 186V185H166ZM173 186V184L171 185V187ZM220 186V187H219ZM264 186V184H263ZM46 187V186H45ZM49 187V186H48ZM132 187V186H131ZM139 187V186H137ZM164 187V186H163ZM179 187V186H178ZM257 187V186H256ZM255 187V188H256ZM50 188V187H49ZM113 188V187H112ZM111 188V189H112ZM115 188V187H114ZM130 188V187H129ZM133 188V187H132ZM135 188V187H134ZM159 188V187H158ZM168 188V187H167ZM173 188V187H172ZM171 188V189H172ZM50 189H53V186L52 188ZM85 189V188H83ZM162 189V188H161ZM170 189V188H169ZM174 189V188H173ZM54 190V189H53ZM89 190V188L87 189ZM87 190H86V193H87ZM131 190V188H130ZM137 190V189H136ZM158 190V189H157ZM46 191V189H45ZM44 191V192H45ZM58 191V189H57ZM57 191H50V195H52V199H53V196H56L58 197L59 199H61L60 201H62L61 203L64 205V206H68L69 203H66L65 201V198H61V197H64V196H61L59 197L56 193ZM60 191V190H59ZM113 191V189H112ZM129 191V190H128ZM135 191V190H134ZM138 191V190H137ZM140 191V190H139ZM141 191V192H142ZM154 191V190H153ZM152 191V192H153ZM179 191V190H178ZM208 191V190H207ZM232 191V190H231ZM43 192V191H42ZM61 192V191H60ZM91 192H92V189H91ZM125 192V191H123ZM147 192V193H149ZM177 192V191H176ZM254 192V191H253ZM47 193V191H46ZM62 193V192H61ZM111 193V192H110ZM114 193V192H113ZM132 190H131V193L132 194ZM135 193V192H134ZM156 193V192H155ZM154 193V194H155ZM176 193V194H178ZM229 193V192H227ZM234 193V191H233ZM232 193V194H233ZM114 194H117L114 193ZM124 194V193H123ZM136 194V193H135ZM139 194V193H138ZM145 194V193H144ZM153 194V195H154ZM175 194V195H176ZM214 194V193H213ZM213 194L211 193V195L213 196ZM237 194V193H236ZM48 195V194H47ZM113 195V194H112ZM134 195V194H133ZM131 195V196H133ZM141 195V194H140ZM157 195V194H156ZM246 195V194H245ZM243 194V196H245ZM115 196V195H114ZM124 196V195H122ZM128 196V195H127ZM149 196V195H148ZM151 196V195H150ZM174 196V193L173 195ZM231 196V194H230ZM234 196V195H233ZM241 195V197H243ZM49 197V196H48ZM55 197V198H56ZM81 197V196H80ZM137 197V196H135ZM140 197V196H139ZM144 197V196H142ZM238 198V196H236ZM241 197L239 199H241ZM246 197V196H245ZM67 198V197H66ZM74 198V197H73ZM89 198V197H88ZM86 198V199H88ZM134 198V197H133ZM156 198V197H155ZM170 198V197H169ZM78 199H80L78 197ZM122 199V198H120ZM125 199V198H124ZM167 199V198H166ZM208 199V198H207ZM210 199V198H209ZM238 199V200H239ZM243 199V198H242ZM72 200V198H71ZM140 200V199H139ZM212 200V199H210ZM253 200V201H254ZM57 201V200H56ZM59 201V202H60ZM74 201V200H73ZM93 201V200H92ZM118 201V200H117ZM134 201V200H133ZM152 201V200H151ZM150 201V202H151ZM154 201V200H153ZM242 201V200H241ZM251 201V200H250ZM58 202V201H57ZM71 202V201H69ZM77 202V201H76ZM87 202V201H86ZM142 202V200H141ZM146 202H149L146 201ZM149 202V203H150ZM210 202V201H208ZM240 202V201H239ZM72 203V202H71ZM136 203V202H135ZM145 203V202H144ZM143 203V204H144ZM163 203V202H162ZM213 203V202H212ZM73 204V203H72ZM75 204H78V203H75L74 202V207H75ZM84 204H86L84 202ZM136 204H139V203H136ZM142 204V203H141ZM146 204V203H145ZM237 204V203H235ZM239 204V203H238ZM241 204V203H240ZM255 204V203H254ZM251 203V205H254ZM59 205H61L59 203ZM62 205V206H63ZM90 205V203H89ZM130 205V204H129ZM246 205V204H245ZM138 206V205H137ZM233 206H235L233 204ZM73 211L72 212H75L74 211V207L73 205L71 206ZM231 207V206H230ZM53 208V207H52ZM63 208V207H62ZM66 208V207H65ZM70 208V207H68ZM87 208V206H86ZM90 208V207H88ZM136 208V207H134ZM139 208V207H138ZM239 208V206H238ZM67 209V208H66ZM85 209V208H84ZM135 210V209H134ZM252 210V209H251ZM86 211L88 212V210L86 209ZM77 212V211H76ZM91 212V211H90ZM137 212H139L137 210ZM179 213V212H178ZM77 214V213H76ZM141 214H144L143 212ZM67 215V214H66ZM62 216V215H61ZM145 216V215H144ZM240 216V215H239ZM63 217V216H62ZM91 217H93L91 215ZM2 218V217H0ZM64 218V217H63ZM140 218H141V215H140ZM218 218V217H217ZM62 219V218H60ZM92 219V218H91ZM95 219V218H94ZM139 219V218H138ZM4 220V219H3ZM30 221L26 222V223H22L20 221H17L14 219H12L11 221H9V223L6 224L5 226V229L6 230H9V231H13V230H19L20 231V234L24 235V236H30L32 233H35L38 229H39V224H43L45 223L48 228L47 229H50L48 231H51V234H53L55 237L56 236H62L61 238L63 239V236H66V235H69L70 234V230L67 231L65 228L64 229H60L58 228L57 224L56 223L57 221H53V219L51 220L50 218L48 217H38L37 219L34 218V219H29ZM55 220V219H54ZM63 220V219H62ZM66 220V219H64ZM93 220V219H92ZM140 220V219H139ZM138 220V221H139ZM61 220H59L58 222H60ZM69 221V220H68ZM71 221V220H70ZM94 221V220H93ZM91 221V222H93ZM0 222H2V220L0 219ZM61 222H64V221H61ZM73 222V221H72ZM76 222V221H75ZM95 222V221H94ZM93 222V223H94ZM67 223V222H66ZM65 223V224H66ZM71 223V222H70ZM81 223V222H80ZM138 223V222H136ZM164 223V224H163ZM60 224V223H59ZM63 224V223H62ZM69 224V223H68ZM73 224V223H71ZM79 224V223H78ZM82 224V223H81ZM80 224V225H81ZM37 225H39L37 227ZM64 225V224H63ZM67 225V224H66ZM75 225V224H74ZM79 225V226H80ZM87 225V224H86ZM62 226V225H61ZM60 226V227H61ZM70 226V225H69ZM73 226V225H72ZM76 226V225H75ZM82 226V225H81ZM80 226V227H81ZM94 226V225H93ZM132 226V225H131ZM42 227V226H41ZM77 227V226H76ZM83 227V226H82ZM95 228V227H94ZM99 228V227H97ZM137 227H134L132 228L133 229H136ZM42 229V228H41ZM46 229V228H45ZM70 229V228H69ZM85 229V227H84ZM83 229V231H84ZM203 229V228H202ZM80 230L79 227L77 229V231ZM87 229H85L86 231ZM91 230V229H90ZM153 230L155 232L156 230V235H157V242H155V245H153L152 247H150V249L146 250V251H142L140 248L142 246L145 247V244L146 242L149 240V237L152 235L153 233ZM73 231V230H72ZM71 231V232H72ZM75 231V229H74ZM73 231V233H74ZM81 231L80 230V234H81ZM82 231V232H83ZM84 231V232H85ZM92 231V230H91ZM101 231V230H100ZM139 231V230H136V232ZM211 231V230H210ZM4 232V231H3ZM87 234H88V231H86ZM86 232H85V235H86ZM94 232V231H93ZM92 232V233H93ZM140 232V231H139ZM138 232V233H139ZM208 232V231H206ZM213 232V231H212ZM210 232L212 235L213 233ZM246 232V231H245ZM8 233V232H7ZM6 233V234H7ZM47 233V232H45ZM50 233V232H48ZM47 233V234H48ZM78 233V232H77ZM91 233V232H90ZM96 233V232H94ZM5 234V233H4ZM136 234V233H135ZM140 234V233H139ZM44 235V234H43ZM75 235V233H74ZM78 235V234H77ZM77 235H76V238L75 236L73 238H75V241L77 239ZM94 235V234H93ZM102 235V234H100ZM194 235V236H193ZM45 236V235H44ZM50 236V235H49ZM70 236V235H69ZM81 236V235H79ZM89 235H87L86 238H88ZM91 236V234H90ZM89 236V237H90ZM95 236V235H94ZM154 236V235H153ZM208 238H209V235H207ZM17 237V236H16ZM48 237V236H47ZM68 237V236H67ZM71 237V236H70ZM71 237V238H72ZM81 237H85V236H81ZM20 238V236H19ZM18 237L15 238V236H11L8 234L7 235H1L0 233V264H13L17 259V257L19 256L20 253H22L23 249H24V246L23 244H27L28 242H25L24 240H21L19 239ZM39 238V237H38ZM50 238V237H49ZM58 237H56L57 239ZM72 238L73 242H74V239ZM48 239V238H47ZM80 239V238H78ZM55 240V239H54ZM52 239V241H54ZM67 240V238H66ZM71 240V239H70ZM69 240V241H70ZM71 240V241H72ZM82 240V239H81ZM90 240V239H89ZM176 240L178 241V245H179V242H182V245L183 243H185V245H183L182 249H180V251L182 250V253L181 255H178V252L177 253H174L172 251H170L173 247H175V244L177 243ZM232 240V239H231ZM46 240L43 238V239H40L38 240L36 243L37 245H41V244H44ZM64 239L62 240V244L64 243L63 242ZM68 241V242H69ZM78 241V240H77ZM84 241H85V238H84ZM87 241V240H86ZM237 241V240H236ZM56 242V241H55ZM67 242V241H66ZM80 242V241H79ZM78 242V243H79ZM83 242V241H82ZM89 242V241H88ZM229 242V241H228ZM77 243V242H75ZM81 243V242H80ZM235 243V242H234ZM61 244V245H62ZM68 244V243H67ZM93 244V243H92ZM57 245V243L55 244ZM64 245V244H63ZM66 245V244H65ZM181 245V244H180ZM26 247L28 246L25 245ZM43 246H46V244L40 246V248L42 247V249L44 250L45 248H43ZM53 246V245H52ZM83 246V244H82ZM34 247V246H33ZM38 247V246H36ZM35 247V248H36ZM54 247V246H53ZM84 247V246H83ZM91 247V246H90ZM119 247V246H118ZM181 248V246H179ZM198 247V246H197ZM32 249V247H30ZM80 248V247H79ZM178 248V246L176 247ZM26 249V248H25ZM24 249V250H25ZM38 250V248H36ZM90 249V248H89ZM195 249V248H194ZM199 249V248H198ZM204 249V248H203ZM35 250V249H34ZM36 250V252H37ZM42 250V251H43ZM48 250V248H47ZM91 250V249H90ZM93 250V249H92ZM173 250V249H172ZM179 250V249H178ZM197 250V249H196ZM28 251V249H27ZM174 251H175V248H174ZM203 251V250H202ZM207 251V250H206ZM30 252V251H29ZM34 253L37 255V253ZM41 252V251H39ZM46 252V250L44 251V253ZM47 252H50L49 250ZM200 252V251H199ZM25 254V252H23ZM69 253V252H68ZM67 253V254H68ZM84 253V252H83ZM180 253V252H179ZM24 254H21V257L24 256ZM28 254V252L26 253ZM33 254V252H32ZM33 254V255H34ZM42 254V252H41ZM82 253H80L79 255H81ZM92 254V252H91ZM199 254V253H198ZM69 255H72L69 254ZM93 255V254H92ZM20 257V258H21ZM68 257V256H67ZM237 257V258H236ZM64 258V257H63ZM236 258V260L234 259ZM102 264H112V257L110 255V253H105V255H103L102 257ZM134 262V261H133ZM134 264V263H133ZM220 264V263H219Z\"/></svg>",
    "mask_w": 264,
    "mask_h": 264
},
{
    "label": "flooded vegetation",
    "instance_id": "af4514ba",
    "mask_svg": "<svg viewBox=\"0 0 264 264\" xmlns=\"http://www.w3.org/2000/svg\"><path fill=\"white\" fill-rule=\"evenodd\" d=\"M190 1V2H189ZM189 1H186L184 4H185V7L184 8H186V4L188 3V9L186 8V10H188V12H186V10H185V12L184 13H181V11H178L177 10V8L174 10V11H176L174 14H173V18H174V16H175V18H176V16H177V20H179V22L175 19V21L179 24V27L177 28V27H175L176 28V30L177 31H179V30H181V29H183V30H181L180 32H178V34H177V36H178V38L179 39H187V38H185L186 36L188 37V39H189V42H191L192 41V43L194 44V40H195V37L194 36H196V35H200V32L199 33H195V29H193L194 27H193V25H195L196 23L197 24H199V28H200V26L202 27V24L204 23V24H206V25H208V26H211V24H210V19H209V17L210 16H207L208 14H206L207 13V10H205V13H204V9H205V3H206V0H199V5H201L202 7H204V9L202 10V12H200V13H202V15L199 17V15L197 14V12H196V9L194 8H192V6H193V4H194V6L195 7H197L196 5V3H198L197 1H196V3H195V0H189ZM193 1H194V3H193ZM202 1V2H201ZM211 1V2H210ZM209 3L211 4H213L214 2H213V0H209ZM226 3V0H218V5L219 6H221V8H223L222 6H224V4ZM193 6V7H194ZM182 7V8H183ZM190 8H191V10L192 11H190ZM195 10V11H194ZM193 11H194V13H193ZM177 12L178 13H180V14H177ZM183 12V11H182ZM196 13V14H195ZM185 15V14H187L186 16H183V15ZM193 14V15H192ZM194 14H195V16H194ZM204 14V15H203ZM178 15H182V16H180V17H178ZM197 15V16H196ZM184 17H186V18H184ZM194 17H198V18H194ZM204 17V18H203ZM179 18V19H178ZM181 19V20H180ZM195 19V20H194ZM198 19V20H197ZM187 20V21H186ZM194 20V21H193ZM174 21V23H176ZM187 22V23H185V22ZM188 21H189V23H188ZM197 21V22H196ZM182 22V23H181ZM192 22V23H191ZM176 23V25H178ZM185 23V24H184ZM183 24H184V26H183ZM189 24V25H188ZM191 24V25H190ZM181 25V26H180ZM188 25V27H186ZM191 26V27H190ZM184 27H186L185 29H184ZM193 27V28H192ZM207 26H203L202 28H206ZM180 28V29H179ZM186 29L188 30V31H191L190 33H193L192 35H189L190 33H188V31H186ZM190 29V30H189ZM193 29V30H192ZM183 31V32H182ZM182 33V34H181ZM183 33H185V35L183 34ZM187 33H188V35H187ZM196 35H195V34ZM185 37H184V36ZM190 36H191V39H190ZM152 37H153V35H152ZM193 37V38H192ZM153 39V38H152ZM176 42H179V41H176ZM155 51V49L153 48V50H152V52H154ZM54 52H58V50H53V53ZM223 56V53L221 52V53H219L218 54V57H217V61L218 62H221V61H223L224 59L223 58H221ZM152 57V56H151ZM152 59V58H151ZM150 59V60H151ZM152 61V60H151ZM208 63H210L209 64V68H208V70L209 71H211V68L213 67V65H212V63L210 62V60H208L207 61ZM224 67H225V65H224ZM146 77H147V75H146ZM153 76H151V78H152ZM147 78H150V77H147ZM153 82V83H152ZM156 84L157 82H155V81H151L150 82V84ZM218 94V93H217ZM217 99H218V101H219V99H220V97H217ZM213 101V100H215L214 98H212V99H209V100H204V101H206V102H203L204 104L205 103H207V102H210V101ZM110 103H113V101H110ZM230 105H233V102H230L229 103ZM231 110H232V108H231ZM203 119L202 120H200V121H198V122H195V120H194V122L196 123V124H199L200 126H208L209 124V120L208 119H206V117H202ZM25 119H29V117H24V119L23 120H21V123H20V126H18V127H15V130H22L23 128V131H26L27 129H28V127L30 126V125H33L34 124V122H31V121H25ZM49 119H50V117H49ZM46 120H48V119H46ZM10 135L11 136H13V137H15V134H13V133H11L10 132ZM240 137V136H239ZM257 137H259V136H257ZM257 137H255L256 139H254V138H252L253 139V141H255L256 142V140H257V142H256V145H259V141H261V140H263V138L262 139H259V141H258V138ZM263 137V136H262ZM17 138V137H16ZM240 144V145H239ZM256 145H253V147H252V144H251V148H253L254 149V151L256 152L255 154H254V157H256V158H259V152L261 151H264V147H258V146H256ZM236 147H241V148H243V144L239 141V143L237 142V145H236ZM256 148V149H255ZM257 148H258V150H260V151H258L257 150ZM234 149V148H233ZM257 150V151H256ZM235 151V150H234ZM233 151V152H234ZM260 152V153H261ZM254 157H247V158H244L246 161H248L246 164H247V167H248V165H249V167L252 165V162H255V161H257ZM251 162V163H250ZM114 221V218L112 219V218H110L109 220H104V219H101V222H103V223H105V222H107V223H109V222H113ZM108 227H112L111 225H108Z\"/></svg>",
    "mask_w": 264,
    "mask_h": 264
}]
</instances>
